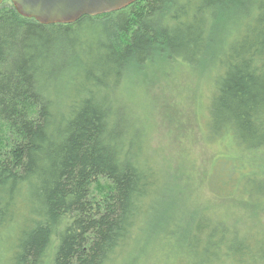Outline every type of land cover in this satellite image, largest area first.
<instances>
[{
	"label": "trees",
	"instance_id": "obj_1",
	"mask_svg": "<svg viewBox=\"0 0 264 264\" xmlns=\"http://www.w3.org/2000/svg\"><path fill=\"white\" fill-rule=\"evenodd\" d=\"M208 58V130L237 146L215 168L238 194L224 202L186 200L121 94L146 68ZM252 210L264 216V0H137L70 24L0 5V264L136 262L149 241L165 264H264Z\"/></svg>",
	"mask_w": 264,
	"mask_h": 264
},
{
	"label": "rangeland",
	"instance_id": "obj_2",
	"mask_svg": "<svg viewBox=\"0 0 264 264\" xmlns=\"http://www.w3.org/2000/svg\"><path fill=\"white\" fill-rule=\"evenodd\" d=\"M158 66L168 69L159 74ZM212 66L214 62L209 58L197 67L185 63L152 66L140 72L139 77L143 82L130 84V87L121 90V94L131 103L146 134L147 152L176 189H188L186 200L195 198V191L207 199L221 197L220 202H224L238 194L229 188L216 187L220 182L216 178L215 168L218 160H226L227 155H234L237 146L229 137H212L208 130L214 87ZM233 189H237L236 185ZM241 204L247 206L243 200ZM253 215L259 219H252L249 226L256 231L264 216L256 211ZM157 244L149 241L137 250L136 258H128L136 262L119 263V259L115 263L165 264L164 254L168 255Z\"/></svg>",
	"mask_w": 264,
	"mask_h": 264
},
{
	"label": "water",
	"instance_id": "obj_3",
	"mask_svg": "<svg viewBox=\"0 0 264 264\" xmlns=\"http://www.w3.org/2000/svg\"><path fill=\"white\" fill-rule=\"evenodd\" d=\"M5 0H0V5ZM23 16L42 24L74 23L85 15L121 10L137 0H11Z\"/></svg>",
	"mask_w": 264,
	"mask_h": 264
}]
</instances>
